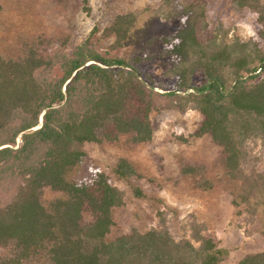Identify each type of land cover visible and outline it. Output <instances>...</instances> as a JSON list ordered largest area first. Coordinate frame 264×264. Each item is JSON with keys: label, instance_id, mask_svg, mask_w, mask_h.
Segmentation results:
<instances>
[{"label": "trees", "instance_id": "1", "mask_svg": "<svg viewBox=\"0 0 264 264\" xmlns=\"http://www.w3.org/2000/svg\"><path fill=\"white\" fill-rule=\"evenodd\" d=\"M174 1L161 0L165 7ZM232 2L256 14L261 44L213 34L203 6L186 5L174 15L176 30L160 38V57L174 77L168 92L150 88L128 57L88 38L68 50L36 35L19 44L16 56L0 54V249L7 252L0 264H220L227 250L213 236L194 227L196 246L175 240L160 213L157 228L109 239L121 191L97 169L76 177L84 143L149 142L150 115L160 108L199 112L193 136H208L219 148L231 203L264 217V176L248 149L250 141L264 143V4ZM134 22L133 13L118 14L106 35L121 47ZM111 171L120 179L134 174L123 158ZM45 189L58 196L45 202ZM132 193L142 196L137 188ZM238 264H264V250Z\"/></svg>", "mask_w": 264, "mask_h": 264}, {"label": "rangeland", "instance_id": "2", "mask_svg": "<svg viewBox=\"0 0 264 264\" xmlns=\"http://www.w3.org/2000/svg\"><path fill=\"white\" fill-rule=\"evenodd\" d=\"M232 1L175 0L165 7L161 0H0V54L16 56L19 44L36 35L64 44L68 50L88 38L112 55L128 57L141 77L153 82L152 89L168 92L173 90L174 77L168 60L160 57V38L176 30L178 18L174 15L186 5L203 6L207 30L213 34L261 44L256 14L236 8ZM125 13H133L135 22L127 41L116 47L105 30L114 16ZM200 81L196 74L193 83L198 86ZM150 119L153 132L149 142L131 145L120 138L111 144L82 146L86 157L76 177L86 178L97 169L123 196L122 204L112 211L109 239L157 228L160 213L175 240L187 239L196 246L194 227L213 236L227 250L220 264H238L244 255L263 251L264 217L250 216L233 206V189L221 166L219 148L208 136H193L199 112L191 106L160 108ZM248 149L256 160L255 170L264 176V143L250 141ZM120 158L133 167L132 176L120 179L112 173ZM186 165L196 167V173H184ZM133 188L142 196H134ZM57 196L47 189L42 192L45 202ZM5 253L0 249V255Z\"/></svg>", "mask_w": 264, "mask_h": 264}, {"label": "water", "instance_id": "3", "mask_svg": "<svg viewBox=\"0 0 264 264\" xmlns=\"http://www.w3.org/2000/svg\"><path fill=\"white\" fill-rule=\"evenodd\" d=\"M150 88H152V87H150Z\"/></svg>", "mask_w": 264, "mask_h": 264}]
</instances>
